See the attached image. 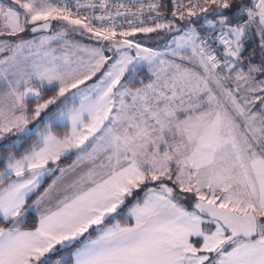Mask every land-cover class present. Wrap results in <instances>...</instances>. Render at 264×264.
<instances>
[{"label":"snow or ice","instance_id":"6c2138e0","mask_svg":"<svg viewBox=\"0 0 264 264\" xmlns=\"http://www.w3.org/2000/svg\"><path fill=\"white\" fill-rule=\"evenodd\" d=\"M12 5L0 3V36L22 33L27 24L32 25L31 31L35 33L50 28L52 21H64L102 40H113L117 35L115 27L96 28L87 16H73L67 5L59 7L50 0H12ZM77 7L81 5L78 3ZM210 9L219 18L222 32L229 23L228 13L239 16L246 12L249 24L258 22L264 43V0H249V3L203 0L198 9H189L188 15L193 16L196 10L208 13ZM116 15H120L119 11ZM109 18L95 17L101 21ZM206 22L214 27L211 21ZM164 27L157 24L155 28L143 27L139 31L149 33ZM246 29L247 25L227 27L228 35L234 39L221 37L220 43L225 45L224 68L228 72L236 67L228 58H239ZM133 32L121 31L119 35L128 37ZM197 39L193 32L186 42H178V46L192 47L193 56L199 57L202 73L181 70L176 65V74L162 86L149 84L133 92L121 84L126 72L135 71L134 67L129 68L132 57L124 53L97 84L80 89L107 62L101 49L91 50L96 57L89 65L91 75L80 78L71 70L37 65L23 81L24 91L19 90L20 82L9 85L8 92L0 99V139L7 133H21L28 138L35 136L36 140L20 159L7 157V169L18 178L26 171L31 175L0 190L3 220L19 223L17 218L22 217V210L27 211L25 197L39 186L50 161L56 162L74 148L83 153L79 159L86 158L93 164L101 150L106 155L94 169L80 177L78 187L71 186L75 190L59 201L56 210L41 213L34 231H23L16 224L8 229L0 227V264H52L49 254L57 245L75 247V264H264V117L258 127L252 123L256 116L250 115L246 107L252 101L240 103L225 84V79L231 77H223L216 71L221 67L220 61ZM24 46L15 47L22 50ZM111 46L119 51L132 47L133 42L124 39ZM135 47L140 48L138 44ZM157 55L149 49H143V54L137 52L140 60L149 63ZM257 72L264 73V66H250L247 74L236 72V91L242 81L249 86L248 91L264 93V81L255 82L253 74ZM33 77L40 82L39 86L31 83ZM45 81L58 82L59 88L56 96L41 103ZM210 85L220 90L223 100ZM72 89L78 91L60 102L43 122V128H28L31 119L40 118ZM29 96L36 97L31 116L25 104ZM129 96L130 104L124 99ZM255 99L264 102V97ZM180 111L186 113L184 119L179 118ZM240 120L244 121L243 125ZM57 121L70 122V134L63 138L55 135L52 128ZM169 135L180 139L169 143ZM161 145L165 146L163 151ZM89 146L91 152L87 151ZM173 162L175 174L171 168ZM164 180L176 183L181 192L195 194L198 200L195 208L212 218L214 232L202 230L199 215L173 202V188L164 184ZM155 181H160V190L149 189L143 204L131 210L134 225L122 226L117 222L109 226V217L115 219L114 214L118 215V209L126 197L133 195L134 189ZM204 188L208 189L207 193ZM218 192L222 195L218 196ZM217 199L221 201L219 204ZM36 203L39 205L40 200ZM93 226L94 236L89 232ZM86 233L89 235L85 236ZM192 236L201 237L202 246L191 243ZM225 246L231 250L227 251ZM205 253L216 255L211 258Z\"/></svg>","mask_w":264,"mask_h":264},{"label":"rangeland","instance_id":"374dc122","mask_svg":"<svg viewBox=\"0 0 264 264\" xmlns=\"http://www.w3.org/2000/svg\"><path fill=\"white\" fill-rule=\"evenodd\" d=\"M50 2L55 5V0H50ZM0 3L4 4L5 6H8V5H12V0H0ZM12 6L18 7V5H12ZM20 11L22 12L23 10L20 9ZM196 20L197 18H194L193 23L197 24V22H195ZM204 20L202 19L201 21H199V25H198L199 28H200V24L201 25L203 24L204 27H208L211 30H215L217 27L220 28L218 21L217 24H215L216 22L212 18H208V19L206 18ZM206 21H211L214 27L209 26V24ZM243 25L245 26L247 24L243 23ZM236 26H242V24L239 23L227 27H236ZM31 27H32L31 24H27L25 32L20 33L15 39L12 38L13 41L5 42V44H3L4 49L2 51V54L7 53L8 55L3 57L2 59L5 60L2 63H0V99H2L5 96V94L8 92L10 84L15 86L17 82H20L19 90L24 91L25 86L23 84V81L28 78V76L34 71L37 65L41 66L42 68L56 67L61 71L71 70L74 71L76 76L80 78H82L83 75H91L89 65H91L94 62V59L96 58L94 56V53L91 51L92 49H101L102 55L106 58L107 62L103 65V67L99 69V71L95 72V74L92 75L91 79L86 80L84 84L80 85V89H85L91 87L94 84H97L99 80L102 78L105 71L108 70L111 67V65L117 59H119V57L124 53H127L128 56L132 57L133 64L129 65V68L131 69L134 67L135 71L126 72L124 74V77L121 79V84H125L133 92H135L136 89H144L149 84H156L162 86L166 81L170 82L171 78L174 77V75L176 74L177 71L175 67L176 65H179L181 70L189 69L194 72L202 73V68L200 67L198 62L199 57L193 56L192 47L178 46V42H186L190 34L193 33L191 25L184 24L181 26L180 29H175V30L170 29V33H171L170 37L169 36L165 37L166 38L165 41L161 42V44H158V42L160 41L162 36L164 37L165 35H167V32H162L158 34L160 35V37L158 35H154L153 37L152 36L146 37V39L133 38V37L126 38L127 40L133 42V46L130 49H122L119 51L116 50L115 47H112L111 45L114 42H118L124 39L117 37H114L113 40L98 39L92 33L87 32L84 29L75 28L74 26L68 25L64 21H52L51 27L49 28L48 31H44L42 33H37L34 35L30 33ZM227 27H225L224 29L227 30ZM195 35L196 37H198L196 42L199 43V34L195 33ZM257 36L259 37L260 45L261 44L264 45V43H262V37L259 32L257 33ZM41 41H43V44L41 43ZM16 44H24L25 46L23 47L22 50H19L16 49L15 47ZM136 44H138L140 48L135 47ZM7 48H9V52H6ZM143 49H149L151 52L158 53V55L153 59L152 63H149L146 60H140L137 57V52L139 51L143 54ZM161 61H163V63H161ZM235 61L237 62V64H239L238 59H235ZM31 83L33 85L39 86L40 82L35 77H33ZM240 85L241 87L239 91L238 92L233 91V93L234 95H237L240 103L242 104H244L246 100L252 101L250 103H247L246 107L250 109L249 112L250 115L256 116V120L253 121L252 123L258 127L260 125L261 118L264 117V112L259 113V111L257 110L260 109L261 111H264V102H261L259 99L253 100V98L262 97V96L258 93L254 94L248 91L249 86L248 85L245 86L243 82ZM226 86L230 88L228 84H226ZM117 87H119V85H117ZM210 87L213 88L214 93L218 95L219 99L222 100L224 99L223 95L220 94V90L217 89L215 85H210ZM50 88H55L58 93V88H59L58 82H53V84H48L45 81L41 91L43 89H50ZM77 91H78L77 89H72L71 91L67 92L65 97L59 98V100L57 101L58 105L56 104L57 106L51 105L49 106V108H53L55 106L54 110L57 109L61 101H64L66 98L70 99L72 93ZM164 91L170 94L167 88H165ZM119 99H120L119 97L116 98L117 104L119 102ZM124 99H125V103L128 104L131 103L130 96L125 97ZM185 99H186V103L184 107L186 108L187 98ZM30 100L36 101V97L29 96L26 99V101H30ZM177 103H179V101H177ZM35 107L36 106H33L32 109L33 111ZM19 114L20 112L17 111L16 115ZM177 114L180 119L185 118L183 114L186 115L184 111H180ZM42 117L44 118L34 119L30 121L28 128L35 129L37 126L40 127L41 121L43 120L45 122L47 118V116H42ZM238 122L241 123V125H243L244 123L243 120H240ZM43 126L44 123L40 128H43ZM54 126H59V127L66 126L67 127L66 134H70L71 132L70 122L57 121L54 124ZM19 134L20 133L5 134L4 138L0 139V146L10 147L12 143L18 144L20 140L17 138V136ZM97 135H99V133H97ZM167 138L169 140V143H173L174 141H178L180 139L179 136L172 137L171 135H169ZM161 146L163 148L165 147L164 145ZM87 151L91 152L92 148L89 146L87 148ZM161 151H163V149H161ZM71 154L74 155L72 162L67 166H60L61 161L67 158L68 156H70ZM82 155L83 153L81 152V149L74 148L61 155L59 160H57L56 162L53 163L50 161L46 166L48 171L45 173V175L40 177V179L42 180L41 185H43L44 181L48 177H51L52 179L54 178L56 181H58L57 182L58 185L68 180L76 181V183L79 184L78 182L80 180V177L83 176L90 168L94 169L95 165L99 164L104 159L106 153H104L101 150L98 154L99 158L96 160L95 164H93L92 161L86 158L83 160L79 159V157ZM7 163L8 161L6 160L4 168L2 169V171H0V183L4 182L1 184L2 186L0 187V190L6 188L9 184L13 183L14 181L27 179L31 175L30 172L26 171L22 177L18 178L14 172H11L7 169ZM171 166H172L171 167L172 172L173 174H175L176 171L175 163L173 162ZM61 169L64 170L63 173L61 172ZM155 182H148L145 185H141L140 188H138L137 192H134L132 196L128 197V199H130L129 204L131 205L133 204V201H131V199H133L134 201L136 200V203L138 202L137 193L143 190L144 187L153 186V184L160 183V181H155ZM50 183L51 180L46 186H48ZM164 184H166L168 187L173 188L172 197L175 198L178 203H181L182 201L187 202L190 200L192 201L197 200V197L195 196L194 193L181 192L180 188L173 181L164 180ZM63 188L72 189L73 187L63 186ZM136 190L137 189H135V191ZM203 191L207 193L208 189L204 188ZM39 194L33 199V201L37 199ZM220 195L222 194L218 192V196ZM54 199H55L54 206H56V204L58 206L59 201L64 199V196L62 194H59L58 196L56 195ZM144 199H145L144 197H141V200ZM220 202L221 201L217 199V204H219ZM124 205L125 204H123L121 209L124 208ZM42 209L45 210L46 206L43 205ZM189 212H192V210H190ZM201 219L203 221V223H201L200 225L202 230L208 233L215 231V224L211 223L210 222L211 220L204 218ZM196 238L200 239V242L197 245V247L202 246L203 243L202 238L201 237H196ZM199 254L200 253H198V255ZM205 254L212 257V253H205Z\"/></svg>","mask_w":264,"mask_h":264},{"label":"built area","instance_id":"2783aa9c","mask_svg":"<svg viewBox=\"0 0 264 264\" xmlns=\"http://www.w3.org/2000/svg\"><path fill=\"white\" fill-rule=\"evenodd\" d=\"M81 7H77V5ZM105 4L106 7H99V5ZM203 4V0H55V5L59 7H67L72 11L73 16L84 17L87 16L92 26L96 28L115 27L117 32V38H132L138 35H147L154 32H162L164 30L176 29L182 25H191L192 31L199 34V43L204 42L205 47L217 60L220 61L221 67L216 71L223 77H231V79H225V83L230 86L233 91H236L237 81L235 80L236 72L243 71L241 66L237 64L235 59L233 60L236 67L228 72L224 68L225 60V45L220 43L221 37L232 40L231 36L227 32H203L200 30L196 23H193L194 18L205 17L208 13H201L198 10L195 11L193 16L188 15V11L191 8H197ZM87 5H96L97 7H87ZM123 5V7H121ZM149 5H154L150 8ZM215 7V6H213ZM119 11L120 15H116ZM175 13V15L173 14ZM107 15L110 18L107 20H97L95 17ZM157 24H163L166 27L156 28L155 31L145 33L139 31L143 27L155 28ZM0 28H2V19H0ZM136 31L133 32V30ZM133 32V35L128 37H121L119 33ZM240 84L242 83L239 82ZM64 257L51 258L52 264H56L60 261L63 264Z\"/></svg>","mask_w":264,"mask_h":264},{"label":"trees","instance_id":"16d2710c","mask_svg":"<svg viewBox=\"0 0 264 264\" xmlns=\"http://www.w3.org/2000/svg\"><path fill=\"white\" fill-rule=\"evenodd\" d=\"M244 3H249V0H244ZM228 15H229L228 26H233V25H236V24H239V23H241L242 26H244L243 23L247 24V29H246L247 32L244 34V36L241 39L242 49H241L240 56L238 58L239 66H241L243 72L245 74H247L248 69H249L250 66H255L257 68H259L261 66H264V45L263 44L260 45V40H259V37L257 36V33L259 32L258 22L254 21V22H251L249 24L246 12L241 14V15H239V16H235L232 13H228ZM206 18L207 19L208 18L214 19L215 22H216L215 24H217V21L219 19L218 17H214L212 15V13H211V10H210L209 15H207L205 17L197 18V20L195 22H197V25H199V21H201L202 19L204 20ZM180 28L181 27H177L176 29H180ZM200 30L203 31V32H222L221 29L218 28V27L215 30H211L208 27H204L203 24L202 25L200 24ZM162 32H167V35H165L164 37L162 36L160 41L158 42V44H161V42H164L165 39H166L165 37H167V36L170 37V35H171L170 29L169 30H164ZM162 32L160 31V32H154V33L147 34L149 36H147V35H138V36H135L133 38H145L146 39V37H151V36L153 37L154 35H158V34H160ZM223 32H227V30L224 29ZM158 36L160 37V35H158ZM231 38L233 39L232 36H231ZM253 75L256 77L255 78V82L257 84L260 81H264V73L257 72V73H254ZM134 86H136V85H134ZM252 93H254V94L258 93L262 97H264V93H261L259 91L252 92ZM56 94H57V91H56L55 88L43 89L42 90V97L43 98L40 100V102L42 103L45 100L52 98ZM25 104L27 106V113H28L29 116H31L32 112H33V110H32L33 106H36V101L35 100H30V101L25 102ZM54 107L46 109L45 112L42 113L41 117L40 118H36V119H43L44 117H42V116H47L48 117L52 112L57 110V109L54 110ZM31 110H32V112H31ZM257 111H259V113L260 112L261 113L264 112V111H261L260 109L257 110ZM260 115H262V114H260ZM32 120H34V119H31L30 121H32ZM43 122L44 121L42 120L41 123H40L41 124L40 127L43 125ZM52 131H53V133L55 135H57L58 137L62 138L67 133V127L66 126H62V127L53 126ZM17 138L20 140L18 144L12 143L10 147L0 146V171H2V169L4 168L5 161L7 160V156L11 155L15 159H19L21 156L26 154L31 149V146L35 142V139H36L35 136H31V138H28L26 136L19 138L17 136ZM73 158H74V155L71 154L70 156H68L67 158H65L64 160L61 161L60 166H67L68 164H70L72 162ZM51 179H52L51 177H48L44 181L43 185H41L27 199V201L25 202V208H27L32 203L33 199L46 187V185L50 182ZM2 183H4V182H2ZM2 183H0V187L2 186L1 185ZM158 184H160V183H158ZM158 184H155V185L153 184V186H157ZM150 187H152V186H146V187H144V189H148ZM137 196H138V193H137ZM139 199H140V197L138 196V200ZM132 200L133 199H131V201ZM129 201H130V199L126 198L125 205H124V208L122 209V211H124L126 209V207L129 205ZM191 203H192V200L187 201V202L182 201L180 204H182L185 208L191 210ZM26 213L27 214L25 215V219H24V223L22 225V228L23 229H27V230H32V229H34L36 227V223H37L36 216L32 212H29V211H27ZM8 225H9V221H4V220L0 219V227H7ZM199 241L200 240H195V242H199ZM225 247L227 249L230 246H225ZM71 249H72V247H71ZM69 250L70 249L60 250V251H57V252L53 253L50 256H51V258L64 257L63 264H69V262H70Z\"/></svg>","mask_w":264,"mask_h":264},{"label":"crops","instance_id":"0c3cea01","mask_svg":"<svg viewBox=\"0 0 264 264\" xmlns=\"http://www.w3.org/2000/svg\"><path fill=\"white\" fill-rule=\"evenodd\" d=\"M26 27H27V25H26ZM19 34L20 33H18L15 36H8V35L0 36V47H3V49H4L3 44H5V42L13 41L12 38L15 39ZM2 51H0V63H2L5 60V59H2V58L8 55L7 53L6 54H2ZM6 52H9V48H7ZM183 116H185V114H183ZM161 149L164 150V148L162 146H161ZM57 182L58 181H56L54 178L51 179V183L48 186H46V188L43 189V191L39 194L37 199L35 201H33V203H31L27 208H25L27 211L32 212L36 216V220H37L36 227H38V225H39V218H40L41 213H46V212H48L50 210L51 211L56 210L57 204H56V206H54L55 205L54 204V200H55L54 198H55L56 195L58 196L59 194H62L64 197L65 196H70L73 193V191L75 190L74 188L65 189V188H63V186H69V187H71L72 185H76L77 187L79 186V184H77L76 181L68 180V181H64L60 185H58ZM41 183H42V180L40 179L39 186L36 187L33 191L28 193V195L25 197V202L41 186ZM149 189H153L155 191H159L160 190L159 189V184L157 186H152V187H150L148 189H144V190H141L140 192H138V196L140 197L138 202L136 203V200L135 201L132 200L133 204L132 205L129 204L124 211H122L121 207L123 205H121L120 209H118V215L114 214L115 219H113L112 217H109V219H108L109 226H111V224H114V223H117V222L120 223L122 226L123 225H129V226L134 225L135 224V218L130 214L131 210L137 204H140V205L143 204L144 200H141V197L146 198ZM137 191H138V189L136 191L134 189L133 193L137 192ZM45 193H47V195H45ZM41 198H43V199H41ZM126 198H128V197H126ZM126 198H125V200H126ZM172 199H173V202L177 203L185 211H187V212L190 211L189 209L185 208L182 204L178 203L175 198L172 197ZM38 200H40L39 205H37V203H36ZM124 204H125V202H124ZM43 205L46 206L45 210L42 209ZM27 211H23L22 210V212H23L22 217L17 218L19 220L18 224H16V221L8 220L9 221V225L7 227H2V228H6V229L12 228L14 226V224H16V226L20 227V229L23 230V231H34L36 227L34 229H32V230H27V229H23L22 228V225L24 223V219H25V215L27 214L26 213ZM192 212H194V211H192ZM0 219L3 220L2 216H0ZM89 232L94 236L95 235V226H93V229H90ZM87 235H89V233L85 234V236H87ZM81 239H84V237H81ZM195 240H200V239H197L194 236L189 237V241L191 243H193L197 247V245L199 244L200 241L199 242H195ZM65 249H70L69 250V254H70V262H69V264H75V262H74L75 247H72V249H71L70 246L61 247L60 245H57L56 246V250L53 253H55L57 251H60V250H65ZM226 250L230 251L231 247L227 248ZM53 253H51L49 255H52ZM211 258H215V257L212 256Z\"/></svg>","mask_w":264,"mask_h":264},{"label":"water","instance_id":"95a60500","mask_svg":"<svg viewBox=\"0 0 264 264\" xmlns=\"http://www.w3.org/2000/svg\"><path fill=\"white\" fill-rule=\"evenodd\" d=\"M32 28V27H31ZM49 30V28L48 29H42V30H40V31H37V32H35V33H33L32 31H30V33L32 34V35H34V34H37V33H42V32H44V31H48ZM131 48V47H130ZM129 47H124V48H121L120 50H122V49H130ZM116 49V48H115ZM117 50V49H116ZM25 135L24 134H19L18 135V137L20 138V137H24ZM198 202V200H194V201H192V203H191V210L192 211H194L197 215H199L200 217H202V218H204V219H208V220H212V218L210 217V216H208L207 215V213H201V212H199V210L198 209H196L195 208V204ZM226 234L227 235H230V232H226ZM215 253H212V256L213 257H215Z\"/></svg>","mask_w":264,"mask_h":264}]
</instances>
